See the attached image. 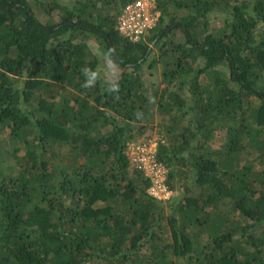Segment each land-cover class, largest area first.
Masks as SVG:
<instances>
[{
    "label": "trees",
    "instance_id": "1",
    "mask_svg": "<svg viewBox=\"0 0 264 264\" xmlns=\"http://www.w3.org/2000/svg\"><path fill=\"white\" fill-rule=\"evenodd\" d=\"M130 1L0 0V127L21 167L0 173V264H264V0H156L139 41L117 26ZM214 11L226 24L210 30ZM149 41L160 92L141 72ZM103 61L121 69L109 81ZM156 114L171 119L157 152L169 184L184 173L197 188L168 215L171 240L126 151Z\"/></svg>",
    "mask_w": 264,
    "mask_h": 264
},
{
    "label": "rangeland",
    "instance_id": "2",
    "mask_svg": "<svg viewBox=\"0 0 264 264\" xmlns=\"http://www.w3.org/2000/svg\"><path fill=\"white\" fill-rule=\"evenodd\" d=\"M64 3H73L74 0H63ZM38 8L39 4H38ZM41 10V9H40ZM41 19L45 22L47 21V18H49V15L41 11ZM59 11L55 10L53 11V15H56ZM40 15V12H39ZM226 14L224 11H214L210 15V21L211 24L209 26L210 30H215V29H221L224 27L226 24ZM178 37H182L183 34L178 32L177 34ZM148 38L146 37V40ZM149 40V39H148ZM149 45L151 46V53L147 59L146 62H144L142 66V74L145 79V83L147 85L148 91L152 92L154 90H158L160 92L162 88L167 85V82L163 80V68H165V64L162 60H160V49L158 48L157 45H154V43H151L149 41ZM90 45L93 50V52L97 55L100 56V58H104L106 56V53L100 48V45L98 43V40L96 39H91L90 40ZM152 65H150V63ZM203 64L201 61H194V65H201ZM114 65L111 63H101L98 66L99 69V74L103 80H111L115 78L118 73L121 71L119 68H114ZM173 89H178L180 90L185 96H189V91L187 89H180L178 85L172 86ZM191 94L188 99H190ZM190 103V102H189ZM184 116V121L187 122L189 118H191L190 113L186 112L183 114ZM171 119L168 117L166 120H163L162 118L159 117L158 114H156L153 118L146 120L145 121V126H147L146 129L142 132L139 129H134L133 132V137L129 139L128 146L126 148L127 154L129 156L130 164L131 166H134V157L135 154L132 153V147L139 142H148L154 138H161L163 141L165 139H168V133H166V125L169 124ZM139 124V123H138ZM180 125V124H179ZM193 128L195 127V122H192ZM138 128V125H137ZM225 142V130H220L214 133V136L212 139L209 141L208 146L211 149H218L223 146V143ZM19 147V140L15 137H12L11 134L9 133L8 128H2L0 127V173H5V174H17L20 170V165L18 164V158H16L13 150ZM22 152V150H21ZM250 152V151H249ZM243 157L250 158L254 157L252 153H243ZM186 181H191V175H186V174H181L178 179H174V194L172 198L166 202H164V218L162 220L163 224L166 226L165 231H164V236L165 238L171 240V232H170V227L168 225V215L171 214V212H176L175 206L178 202H180L182 196L186 192ZM192 192H197V188L195 187V184L192 182Z\"/></svg>",
    "mask_w": 264,
    "mask_h": 264
},
{
    "label": "built area",
    "instance_id": "3",
    "mask_svg": "<svg viewBox=\"0 0 264 264\" xmlns=\"http://www.w3.org/2000/svg\"><path fill=\"white\" fill-rule=\"evenodd\" d=\"M159 17L156 0H132L117 17V26L129 38L139 41L146 39L147 33L158 23ZM161 141L163 139L158 137L131 147L135 154L134 166L150 179L149 194L166 202L172 198L174 191L168 182V167L157 154Z\"/></svg>",
    "mask_w": 264,
    "mask_h": 264
}]
</instances>
